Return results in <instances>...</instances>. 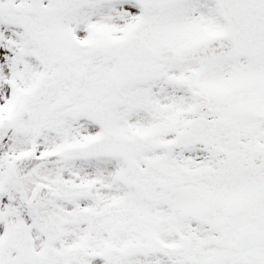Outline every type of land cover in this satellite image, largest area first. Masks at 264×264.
<instances>
[{"label": "snow or ice", "instance_id": "6c2138e0", "mask_svg": "<svg viewBox=\"0 0 264 264\" xmlns=\"http://www.w3.org/2000/svg\"><path fill=\"white\" fill-rule=\"evenodd\" d=\"M0 264H264V0H0Z\"/></svg>", "mask_w": 264, "mask_h": 264}]
</instances>
